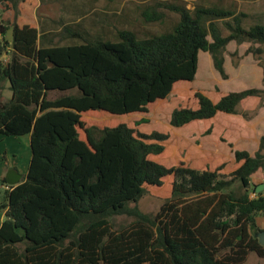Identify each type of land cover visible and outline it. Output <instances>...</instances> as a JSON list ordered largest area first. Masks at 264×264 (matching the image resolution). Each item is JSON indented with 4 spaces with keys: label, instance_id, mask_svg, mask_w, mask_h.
<instances>
[{
    "label": "trees",
    "instance_id": "1",
    "mask_svg": "<svg viewBox=\"0 0 264 264\" xmlns=\"http://www.w3.org/2000/svg\"><path fill=\"white\" fill-rule=\"evenodd\" d=\"M24 1L0 0L14 13L13 21H0V137L30 135L32 152L25 181L10 186L2 177L8 188L0 205L6 211L0 264H244L251 254L264 260L254 234L262 232L264 194L251 189L253 176L264 171V135L254 154L235 150L230 172L225 163L168 167L158 158L169 134L143 133L127 122L168 99L178 84H191L201 51L227 78V45L264 46V25L245 27L231 12L174 5L179 21L171 32L139 38L122 30L111 42L65 28L62 39L81 43L52 45L39 28L19 23ZM214 15L234 16L225 23L228 35ZM195 98L196 108L173 110L171 126L237 115L244 101L264 99V88L217 102L202 92ZM169 179L160 213L142 212L140 199ZM116 216L134 221L116 231Z\"/></svg>",
    "mask_w": 264,
    "mask_h": 264
},
{
    "label": "rangeland",
    "instance_id": "2",
    "mask_svg": "<svg viewBox=\"0 0 264 264\" xmlns=\"http://www.w3.org/2000/svg\"><path fill=\"white\" fill-rule=\"evenodd\" d=\"M174 5L186 6L192 12L197 8L231 12L239 17L240 23L245 27L264 25V0H25L21 4L19 16L22 23L43 31L47 42L52 45L81 43L79 39H62L61 34L65 33V28L80 31L91 39L116 42L122 30H131L139 38L173 31L179 21V14L171 8ZM234 16H213L224 35L229 34L225 23H233ZM5 17L13 21L14 13H8L0 7V20ZM224 57L227 78H222L217 72L210 53L201 51L198 72L191 84H178L168 99L151 105L147 113L127 119L129 126L140 132L150 134L159 131L169 134V139L165 142L166 153L158 158L164 165L170 167L185 162L191 166L206 168L225 163V172H230L237 166L234 164L235 150H247L251 154L257 151L264 135V99L251 98L244 101L237 115L221 113L211 120L191 122L180 128L170 124L175 108L198 106L196 92H202L217 102L231 92L264 88L263 45L251 42L237 44L232 41L227 45ZM6 93L1 97L4 101L10 95L9 91ZM57 95L59 94L52 93L50 98ZM88 119L105 121L95 117ZM141 119H146L147 122L137 125ZM11 149L17 152L15 154L19 157V162H27L30 151L28 147L11 146ZM262 179L264 171L253 176L252 191L255 189L258 192V180ZM170 184L169 179L162 188H149L137 204L139 209L157 216L169 195ZM239 186V182L235 184V187ZM5 189L0 177V205L4 202ZM252 196H255L254 192ZM135 205L131 204V207ZM2 216L6 217L5 210L0 211V219ZM133 221V218L127 216H116L112 219V224L116 231H121ZM257 222L260 224V218ZM244 264H264V260L251 254Z\"/></svg>",
    "mask_w": 264,
    "mask_h": 264
},
{
    "label": "crops",
    "instance_id": "3",
    "mask_svg": "<svg viewBox=\"0 0 264 264\" xmlns=\"http://www.w3.org/2000/svg\"><path fill=\"white\" fill-rule=\"evenodd\" d=\"M21 9V5H20ZM10 12V11H9ZM8 12V13H9ZM4 17V16H3ZM10 19L8 17H5L4 20L0 21H9ZM19 23L22 24L21 22V17H19ZM24 24V23H23ZM8 38V36H7ZM9 57L8 55L4 56V60H8ZM7 92V91H6ZM7 94V93H5ZM11 96V93L9 97ZM30 135L22 136V137H0V177H6V174L11 168L16 169L18 173L22 175V179L20 181L23 182L25 181V176L28 172L32 152L30 148ZM11 146L14 147H28L30 149L29 154H28V159L27 162H19V157L15 154L17 153L15 150L11 149ZM256 178V177H255ZM254 178V179H255ZM259 183L257 184V189H262V193L264 194V179L258 180ZM3 185V183H2ZM4 188H6L5 185H3ZM6 217L2 216L0 219V226L2 225L3 221L5 220ZM260 218V224L257 222V229L264 231V214H260L257 217V220ZM256 231V229L254 230ZM255 233V232H254Z\"/></svg>",
    "mask_w": 264,
    "mask_h": 264
},
{
    "label": "water",
    "instance_id": "4",
    "mask_svg": "<svg viewBox=\"0 0 264 264\" xmlns=\"http://www.w3.org/2000/svg\"><path fill=\"white\" fill-rule=\"evenodd\" d=\"M21 179H22V175L18 173L14 168H11L6 174L7 184L10 186H17L18 184H20ZM257 190L258 192L262 191V189L260 188ZM255 235L259 237L260 243L264 245V231L257 232V234Z\"/></svg>",
    "mask_w": 264,
    "mask_h": 264
},
{
    "label": "built area",
    "instance_id": "5",
    "mask_svg": "<svg viewBox=\"0 0 264 264\" xmlns=\"http://www.w3.org/2000/svg\"><path fill=\"white\" fill-rule=\"evenodd\" d=\"M8 187L6 186V189H7Z\"/></svg>",
    "mask_w": 264,
    "mask_h": 264
}]
</instances>
